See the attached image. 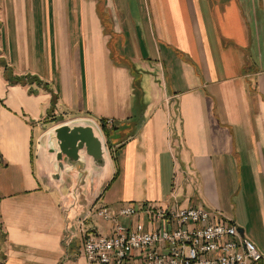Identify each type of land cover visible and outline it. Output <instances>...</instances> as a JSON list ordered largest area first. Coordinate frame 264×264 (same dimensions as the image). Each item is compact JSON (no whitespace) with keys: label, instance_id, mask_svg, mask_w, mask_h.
<instances>
[{"label":"crops","instance_id":"1","mask_svg":"<svg viewBox=\"0 0 264 264\" xmlns=\"http://www.w3.org/2000/svg\"><path fill=\"white\" fill-rule=\"evenodd\" d=\"M76 117L112 122L73 196L42 137ZM129 203L205 206L264 262V0H0V264H84L81 221Z\"/></svg>","mask_w":264,"mask_h":264},{"label":"built area","instance_id":"2","mask_svg":"<svg viewBox=\"0 0 264 264\" xmlns=\"http://www.w3.org/2000/svg\"><path fill=\"white\" fill-rule=\"evenodd\" d=\"M93 209L115 224L101 233L81 221L84 264H252L262 259L255 243L240 233L232 219L205 206L139 207L129 203L117 216L105 205ZM139 212L145 220L132 225L118 219Z\"/></svg>","mask_w":264,"mask_h":264},{"label":"water","instance_id":"3","mask_svg":"<svg viewBox=\"0 0 264 264\" xmlns=\"http://www.w3.org/2000/svg\"><path fill=\"white\" fill-rule=\"evenodd\" d=\"M99 128L93 119L80 117L56 124L42 137L53 168L51 178L70 176L73 196L87 178L94 180L108 165L107 145Z\"/></svg>","mask_w":264,"mask_h":264},{"label":"trees","instance_id":"4","mask_svg":"<svg viewBox=\"0 0 264 264\" xmlns=\"http://www.w3.org/2000/svg\"><path fill=\"white\" fill-rule=\"evenodd\" d=\"M4 71H5V76L11 82H22V81L25 80V78L22 77V76H19V77L14 76L13 73H12V70L10 68H8V67H5ZM33 79L34 80H38L36 77H33ZM138 81H139V79L138 80L135 79V82H134V93H135V97H136L137 102H140V100L142 98V91H141V87H140ZM99 124H100L101 128L103 129L104 133L106 135H108L109 133H108V129H107V126H106V121L104 119H101ZM107 142H108V140H107ZM257 264H264V262L262 260H260V261H258Z\"/></svg>","mask_w":264,"mask_h":264},{"label":"rangeland","instance_id":"5","mask_svg":"<svg viewBox=\"0 0 264 264\" xmlns=\"http://www.w3.org/2000/svg\"><path fill=\"white\" fill-rule=\"evenodd\" d=\"M76 118H80V117H76ZM87 118H90V117H87ZM73 119H75V118H72V119H69V120H73ZM92 119V118H91ZM69 120H66V121H69ZM94 120V119H93ZM95 121V120H94ZM96 122V121H95ZM97 124H98V122H96ZM99 125V124H98ZM99 127H100V125H99ZM100 130H101V132H102V134L104 135V133H103V131H102V129L101 128H99Z\"/></svg>","mask_w":264,"mask_h":264}]
</instances>
